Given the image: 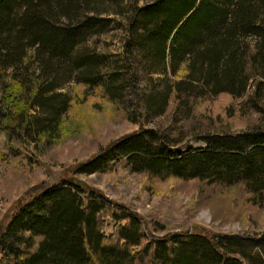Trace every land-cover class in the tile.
<instances>
[{"label": "trees", "instance_id": "16d2710c", "mask_svg": "<svg viewBox=\"0 0 264 264\" xmlns=\"http://www.w3.org/2000/svg\"><path fill=\"white\" fill-rule=\"evenodd\" d=\"M107 26L121 31L113 54L88 45ZM149 73L160 74L161 84L174 74L159 98L162 106L156 104L162 114L176 100L195 110L203 105L196 113L206 112L213 125L200 132L205 147L171 158L169 133L179 132L157 126L108 145L73 173L122 166L196 179L201 196H241V205L264 213V0H0V138L6 153L19 158L23 139L55 140L62 116L90 97L127 111L119 91ZM144 98L148 106L157 100ZM246 110L255 115L244 129L230 131L225 123L251 115ZM62 180L67 185L40 188L17 207L0 232V264H264V230L152 240L133 212L73 176Z\"/></svg>", "mask_w": 264, "mask_h": 264}, {"label": "rangeland", "instance_id": "374dc122", "mask_svg": "<svg viewBox=\"0 0 264 264\" xmlns=\"http://www.w3.org/2000/svg\"><path fill=\"white\" fill-rule=\"evenodd\" d=\"M147 1L150 0H137V4ZM125 4L126 1H123L121 6ZM109 28L107 26L93 33L88 45L97 50L103 48L109 54L118 52L121 31ZM110 60L114 61L113 55H110ZM128 69L129 72L133 71ZM159 75L149 73V76L142 79V83L136 80L119 91L127 111L123 112L114 102L113 105L105 104L101 101L104 99L94 97L88 98L84 104L73 105L62 116L61 132L55 140L36 144V140L30 142L23 139L19 147V158L5 152L2 144L4 138H0V232L10 223L17 207L32 192L55 184L67 185L62 176H73L74 182H80L90 190L100 191L112 202L133 212L143 220L144 228L152 240H160L161 237L173 234L204 233L218 236L263 231L264 213L261 210L246 206L245 203L241 205L238 202L242 200L241 196L237 201L232 200V195H216L217 192L214 191L201 196L200 181L196 179L155 177L136 168L126 169L122 166H117L110 172L73 173L76 165L89 160L108 145L134 132L155 129L157 126L163 127L166 132L169 131L168 127L179 132V136L176 132L169 133L171 137L167 150L171 158L186 154L189 149L199 150L205 147L200 136L209 132L207 130H211L213 125L212 121L207 120L206 112L196 113L202 110L203 105L195 110L196 106L176 100L175 105L170 104L173 107L170 113L169 106L164 114L159 112L156 104H162L163 101L158 103L159 98L167 90V84L169 80H173L174 74L165 75L168 82H164L165 84H161ZM140 77L143 74L138 75ZM71 87L72 82H67L65 89ZM135 92H139L138 96L133 95ZM89 93L94 95L93 89ZM154 95L157 100L152 101L153 107L148 106L144 96L151 99ZM146 105L150 108L149 111L145 110ZM247 113L251 115L244 116L241 120L230 118L232 120L225 123L226 127L233 126L230 131L244 129V122L255 115L251 111ZM215 124L220 128L224 126L216 120ZM194 134L200 135L197 137ZM158 139L153 137L150 142L159 150L161 144ZM206 189L209 191L211 188ZM68 190L75 193V189L68 187ZM112 224L111 221L107 223L105 232L110 230ZM231 249L234 250L233 247Z\"/></svg>", "mask_w": 264, "mask_h": 264}]
</instances>
